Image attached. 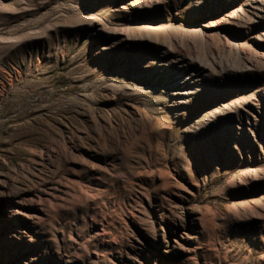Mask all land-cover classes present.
I'll return each instance as SVG.
<instances>
[{
  "label": "rangeland",
  "instance_id": "rangeland-1",
  "mask_svg": "<svg viewBox=\"0 0 264 264\" xmlns=\"http://www.w3.org/2000/svg\"><path fill=\"white\" fill-rule=\"evenodd\" d=\"M0 264H264V0H0Z\"/></svg>",
  "mask_w": 264,
  "mask_h": 264
}]
</instances>
